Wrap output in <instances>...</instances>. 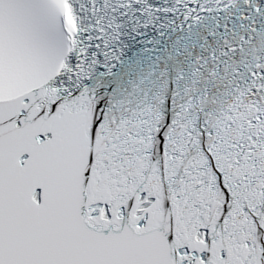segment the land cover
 I'll use <instances>...</instances> for the list:
<instances>
[{"label": "snow or ice", "instance_id": "obj_1", "mask_svg": "<svg viewBox=\"0 0 264 264\" xmlns=\"http://www.w3.org/2000/svg\"><path fill=\"white\" fill-rule=\"evenodd\" d=\"M0 264H264V0H0Z\"/></svg>", "mask_w": 264, "mask_h": 264}]
</instances>
